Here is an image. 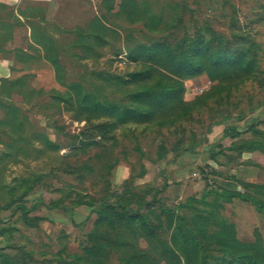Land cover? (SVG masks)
I'll return each mask as SVG.
<instances>
[{"label":"rangeland","instance_id":"1","mask_svg":"<svg viewBox=\"0 0 264 264\" xmlns=\"http://www.w3.org/2000/svg\"><path fill=\"white\" fill-rule=\"evenodd\" d=\"M62 2V12L53 26L37 15L24 17V21L2 15L14 24L26 26L29 22L33 45L27 52L31 61L13 66L15 84L0 81L2 105L19 109L8 112L0 104V130L5 133L0 139L6 142L0 143V172L8 184L31 174L43 175L42 185L34 183L36 190L22 201L29 207L43 200L57 206L40 204L30 212L34 226L22 213L3 212L1 226L16 229L0 236V252L15 264H58L61 250L82 253L87 233L98 219V208L117 200L129 204L134 215L150 220L174 248L179 226L192 234L194 215L210 217L208 226L206 220L202 224L208 233L227 230L206 243L211 264H227L231 258L222 257L216 242L223 239L220 236L230 237L232 243H254L260 234L264 242V215L250 202L237 197L227 201L221 195L224 190H244L234 177L264 183L262 152L238 156L227 149L254 137L253 131L264 132V0H166L167 5L151 0L155 11L164 8L165 19L158 29L153 25L148 28L143 21L131 23L118 14L121 0ZM95 16L108 30L99 40L79 39L78 32L88 35L86 28ZM201 28H206L202 40ZM186 30L190 38L201 42L197 50L190 47L189 56L209 44L218 48L219 40L236 41L232 53L256 43L252 58L259 60L258 74L252 79L229 71L176 75L151 57L135 58L140 44L161 42L175 47ZM42 36L53 48L49 54L40 41ZM28 37L27 29L19 26L16 43L22 46ZM85 42L90 43L88 50ZM47 55L63 68L61 81ZM160 76L164 81L178 80L184 88L164 105L145 102L156 107L153 122L141 125H114V117L86 112L90 105L77 101L73 87L79 84L83 94L98 89L97 101L103 99L109 105L108 99L114 100L120 102L119 110H125L143 88L152 86L153 93L161 94L162 83H156ZM186 106H190L186 117L163 126L156 124ZM24 117L21 129L13 130L11 125ZM10 132L15 135L7 136ZM23 146L26 148L21 150ZM125 187L135 195L121 197ZM81 200L91 201L92 206L79 204ZM105 264H118L117 255Z\"/></svg>","mask_w":264,"mask_h":264},{"label":"trees","instance_id":"2","mask_svg":"<svg viewBox=\"0 0 264 264\" xmlns=\"http://www.w3.org/2000/svg\"><path fill=\"white\" fill-rule=\"evenodd\" d=\"M106 1L110 2L113 0ZM165 1L166 0H162V3H164L163 5H167ZM119 6L120 9L117 13L123 14L127 21L131 23L143 21L148 28H152L153 25L154 29H158L165 19L164 8L161 12L157 10L155 11L151 0H121ZM148 12H150L149 15L145 14ZM100 17H103V15ZM104 17L106 18L105 14ZM46 22L50 26L54 25L51 22ZM86 30L89 31L88 35H82L78 32L79 39L86 40L88 38H95V40H99L102 37L101 33L108 30V26L104 23L102 24L101 19L95 16L87 26ZM201 30H199V38L202 40L204 38L203 31H205L206 28H201ZM111 31L112 29H110V32ZM48 37L53 43V37L50 35ZM211 39H213L212 36L210 37V40ZM40 41L43 42L45 51L49 54L53 48L49 46L47 37H43ZM235 42L236 41L219 40L218 48L213 44H209L208 47L189 56L188 50L190 47L197 50V48L201 46V42H197L190 38L189 32L186 30L183 38L179 42L180 44H177L175 47L161 42H155L151 46L140 44L138 46L139 48L136 50L138 55L135 58L140 57V55H144V58H147V56L151 57L154 63L176 75L194 76L204 72L210 75L215 71H229L230 73L232 72L235 74H247V78L252 79L256 76L254 74H258L259 72V60L252 58L253 49L255 48L256 43L252 42L249 47L247 46L246 50L243 48L240 53H232L230 49H232ZM85 43L84 48L87 49L86 47L88 46L86 45H90V43ZM56 49L57 47L54 48V53L56 52ZM17 51V57L19 61H22L20 63H25L26 60H24L22 56L23 51ZM46 58L52 60L56 69L57 79L61 81V69L63 70V68L58 61L53 60L48 55ZM150 69L153 70L152 68ZM247 78L245 79L247 80ZM12 79L13 78H3L1 79V82H9V85L12 86L15 84V81ZM245 79H243V81H245ZM159 82L162 83L160 86L161 90H158L161 91V94H157L156 92L153 93L149 88L152 86L143 88L138 91L135 96L134 101H137V103L135 104L133 101L132 104H129L131 106L125 105V107H127L125 110H119L120 102L114 100L108 99L109 105H105L102 102L103 99L101 102L97 101L96 96L100 94V90L98 89H93L95 90L94 92L91 91L83 94V90L80 88L79 84H75L73 87L76 89L75 94L78 97L77 101L90 105L86 107V112L91 114L94 112L114 117L116 119L114 125L129 123L141 125L153 122L151 119L153 116V107H156L154 105H164L167 99L173 98L178 92H182L184 88L182 82L172 78L168 79V81H164L162 76H160L156 83ZM10 89V87L6 88L7 95H9V91H11ZM2 91L4 92V89L0 88V92ZM103 98L104 101L107 100L104 95ZM147 101L154 104L153 107L146 106L144 103ZM95 103L96 106L94 105ZM0 104L2 105L1 102ZM1 109L8 110V112L10 110H15L16 112L19 111L14 105L9 106L8 104H3ZM189 109L190 106H186L184 109L179 110L173 117L166 120H158L156 124L163 126L170 122L180 120L181 118L186 117V112ZM116 110L118 113H116ZM6 115H4V117ZM4 117L2 120L5 119ZM26 119V117L18 119L16 120L17 123L14 120L15 124L11 125L13 130L18 129L19 131L23 125V121ZM15 132H10L7 136H10V134L15 135ZM1 133L5 134L3 130H0V134ZM259 133H261V135ZM253 136L254 137L247 140L236 142L227 149L235 152L238 156H242L245 152L253 153L256 151L264 154V132L253 131ZM10 142H14V140ZM0 143L5 145L6 142L1 138ZM12 144L13 143H9L8 145L12 146ZM25 148L26 147L23 146L20 149L23 150ZM15 154L17 155L14 150L12 155ZM4 156H7V154ZM213 159L217 160L215 157ZM0 171H2L1 168ZM42 178L43 175L31 174L26 176V178L22 177L21 179H13L11 183L8 184L5 180V176L0 172V236L16 229L1 226L3 224L1 211L11 210L12 214L22 213L21 216L28 219V224L34 226L35 223H32L30 212L37 210L40 204L49 208L57 206L52 201L43 200L38 201L33 207H29L25 201H22V199L36 190L34 183L42 185ZM234 179L238 181L239 185L242 186L244 190H224L221 195L224 196L225 200L232 201L235 197L240 198L241 200L250 202L259 213L264 215V183L245 182L236 177H234ZM19 181L23 185L20 184L16 186ZM29 182H31V184ZM125 188L126 189L122 191L121 197L126 196L129 198L135 195V193L131 192L129 188ZM20 189L23 190L17 195L16 193ZM79 204L92 206V202L89 200H81ZM185 204L186 203L183 205ZM97 212L98 219L93 224L91 231L87 233V243L83 246L82 253L68 254L65 253L64 250H61L60 261L58 264H105L109 260H112V256L114 255H117L118 264H211L209 259L211 255L206 251V243L210 242V240L214 241L216 234L227 232L224 228H218V231L215 230L214 233H208L202 224H204L206 220L205 225L208 226L211 218L196 214L192 219V234H189L187 230L181 226L177 228L176 233L174 234V248L158 233L150 220L145 217H139L136 214L134 215L129 204H124L122 200H117V202L114 203H103L98 208ZM169 216H171V214ZM40 218L42 219L44 216ZM220 237L223 239L218 238L216 242L223 251L222 257H231L227 264H264V242L260 234H258V238L254 243H246L240 240H237L236 243H232L230 237ZM66 248L64 247V249ZM176 248L179 252L176 251ZM6 263L15 264L8 255L0 252V264Z\"/></svg>","mask_w":264,"mask_h":264},{"label":"crops","instance_id":"3","mask_svg":"<svg viewBox=\"0 0 264 264\" xmlns=\"http://www.w3.org/2000/svg\"><path fill=\"white\" fill-rule=\"evenodd\" d=\"M63 0H0V81L3 78L13 77L14 64L20 63L17 57V50H22V56L25 63L31 61V57L27 52L33 45L30 34L32 31L31 24L18 25L14 24V20L5 19L2 15L17 16L24 21V17L30 18L31 15H37L36 18L43 19L53 23L62 12ZM20 21V20H19ZM18 21V22H19ZM19 26L26 28L28 32L27 43H22V46L17 44ZM39 46L38 44H35ZM39 59V61H42ZM24 62V61H23ZM24 63V64H25ZM251 154V153H250ZM4 210L1 211L3 217Z\"/></svg>","mask_w":264,"mask_h":264}]
</instances>
